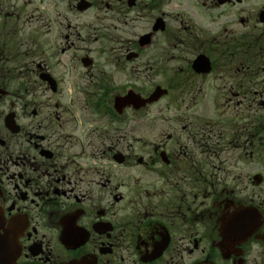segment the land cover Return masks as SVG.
<instances>
[{
  "label": "flooded vegetation",
  "instance_id": "1",
  "mask_svg": "<svg viewBox=\"0 0 264 264\" xmlns=\"http://www.w3.org/2000/svg\"><path fill=\"white\" fill-rule=\"evenodd\" d=\"M204 262L264 264V0H0V264Z\"/></svg>",
  "mask_w": 264,
  "mask_h": 264
},
{
  "label": "rangeland",
  "instance_id": "2",
  "mask_svg": "<svg viewBox=\"0 0 264 264\" xmlns=\"http://www.w3.org/2000/svg\"><path fill=\"white\" fill-rule=\"evenodd\" d=\"M142 128H138L136 129V146H140L142 149H144V146H143V140H146L150 137L153 136V133H150L148 129H146L144 126H141ZM159 126L157 127L156 129V132L159 131Z\"/></svg>",
  "mask_w": 264,
  "mask_h": 264
}]
</instances>
